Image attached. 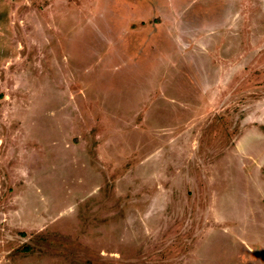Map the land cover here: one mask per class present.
I'll list each match as a JSON object with an SVG mask.
<instances>
[{
  "label": "rangeland",
  "instance_id": "rangeland-1",
  "mask_svg": "<svg viewBox=\"0 0 264 264\" xmlns=\"http://www.w3.org/2000/svg\"><path fill=\"white\" fill-rule=\"evenodd\" d=\"M0 264H264V0H0Z\"/></svg>",
  "mask_w": 264,
  "mask_h": 264
}]
</instances>
